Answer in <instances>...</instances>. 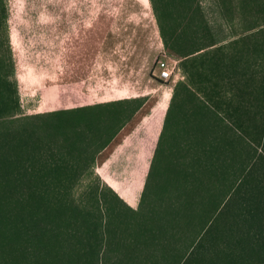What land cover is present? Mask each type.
Wrapping results in <instances>:
<instances>
[{
  "label": "rangeland",
  "instance_id": "1",
  "mask_svg": "<svg viewBox=\"0 0 264 264\" xmlns=\"http://www.w3.org/2000/svg\"><path fill=\"white\" fill-rule=\"evenodd\" d=\"M170 2L171 53L162 44L149 0H5L7 30L0 28V75L15 82L20 115L104 104L124 119L115 138L95 156V171L70 174L67 185L72 188L65 193L67 199L90 208L97 200L101 207L114 206L121 222L113 217L116 223L110 227H122L109 234L111 239L131 238L127 226L137 223L128 222L122 203L134 204L135 192L129 197L108 175L122 185L136 186L133 207L143 219L150 206L147 201L139 205L142 183L175 92L173 119L159 144L148 202L153 205L156 198L150 191L162 182V199L188 213L181 239L212 221L217 248L224 251L232 238H243L242 211L255 208L241 202L264 201L245 178L264 189V0ZM163 24L170 39V22L163 19ZM203 43L214 44L190 57L188 77L179 63L180 53ZM160 61L170 72L167 80L158 76ZM206 105L219 115L204 116ZM11 127L0 119V136ZM11 157L12 150L0 137V162H11ZM85 158L75 163L82 165ZM249 164L253 173L243 174ZM234 186L232 193L229 187ZM230 192L236 202L229 199L223 205ZM12 198V191L0 190L1 207L12 211L16 205ZM0 227V264H30L12 237V225ZM204 245L207 252L198 264L228 263L223 253H215L211 241L205 239ZM169 251L170 246L151 250L152 259L162 264ZM236 264H264V252L248 253Z\"/></svg>",
  "mask_w": 264,
  "mask_h": 264
},
{
  "label": "trees",
  "instance_id": "2",
  "mask_svg": "<svg viewBox=\"0 0 264 264\" xmlns=\"http://www.w3.org/2000/svg\"><path fill=\"white\" fill-rule=\"evenodd\" d=\"M149 3L162 44L171 53L170 41L174 40L173 4L170 0H149ZM163 19L170 22L169 32L173 30L170 39L167 38ZM0 28L7 30L5 0H0ZM213 44H199L191 51L180 53L179 63L186 76L190 77L186 70L190 57ZM0 77V119L12 124L0 136L8 149L12 150V161L3 159L0 162V190L12 191V201H16L12 211L0 206V226L6 225L8 228V225H12V237L17 239L16 245L30 264H156L151 250L156 251L163 246H170V251L162 264H198L207 252L205 239L213 243L215 253H223L227 264L245 261L248 253L259 255L264 252V201L247 198L241 202L247 206L252 204L255 208L246 207L242 211L246 215L243 238L237 241L232 238L224 251L217 248V238L209 220L191 230L185 240L181 239L184 235L181 225L186 226L189 216L186 210H179L162 199L165 193L162 182H156V190L150 191L156 200L153 205L149 204V183L156 179L159 144L173 119L175 92L166 110L163 128L140 193L139 205L147 201L150 208L143 213L145 219L140 220L142 212L129 206L109 187L114 196L122 200L124 213L130 217L128 222L136 219L137 223L127 226L131 238L118 236L111 239L109 234L122 227H110L113 226L111 223H116L113 217L121 222L120 212L115 213L114 206L101 207L98 200L94 208L87 207L82 202L67 199L65 193L72 188L67 185L70 174L89 169L95 171V156L112 141L122 128L124 119L117 111H108L104 104L20 115L15 82L8 80L7 74ZM185 88L188 94L192 93L188 87ZM204 108V116L209 113L219 115L207 105ZM58 140H63L60 145L54 143ZM82 157L88 158L82 165L75 163V159ZM251 165L244 167L243 174L253 173ZM230 178L227 180L231 181ZM245 178L251 188L260 190L258 192L264 195V189L253 186L247 176ZM229 189L233 193L235 186ZM232 193L228 194L223 205L229 199L236 202ZM117 232L122 233L120 230ZM159 234L163 236L162 242ZM241 241L244 245H240ZM239 245L242 250L238 249Z\"/></svg>",
  "mask_w": 264,
  "mask_h": 264
},
{
  "label": "crops",
  "instance_id": "3",
  "mask_svg": "<svg viewBox=\"0 0 264 264\" xmlns=\"http://www.w3.org/2000/svg\"><path fill=\"white\" fill-rule=\"evenodd\" d=\"M60 103H63V101H61ZM115 138V137H114ZM113 138V139H114ZM112 139V140H113ZM109 176V178L124 192V193H126L129 197H131V198H133L134 197V192H135V203H136V194H137V192H138V190L137 191H135V187L136 186H133V185H130V186H126V185H122V183L120 182V180L119 179H117V178H114V177H112V176H110V175H108ZM138 178H141V179H144V177L143 176H141V177H138ZM103 180L105 181V183H106V185H107V187H110L111 189H113L111 186H110V184H109V182H108V180L107 179H105V178H103ZM143 183H144V180H143ZM143 183H142V187H141V189L143 188ZM114 190V189H113ZM114 192L119 196V197H121L120 195H119V193L116 191V190H114ZM141 193V192H140ZM126 201V200H125ZM127 203V202H126ZM129 206H131L132 208H134L133 207V205L134 204H129V203H127ZM135 209V208H134Z\"/></svg>",
  "mask_w": 264,
  "mask_h": 264
},
{
  "label": "built area",
  "instance_id": "4",
  "mask_svg": "<svg viewBox=\"0 0 264 264\" xmlns=\"http://www.w3.org/2000/svg\"><path fill=\"white\" fill-rule=\"evenodd\" d=\"M159 68L162 69L160 70L158 76L163 79V80H167L170 76V72L167 70L166 66H165V62L163 61H160L159 64H158Z\"/></svg>",
  "mask_w": 264,
  "mask_h": 264
}]
</instances>
